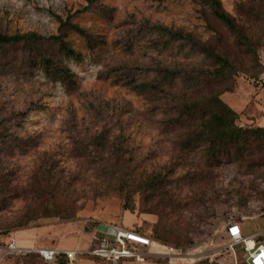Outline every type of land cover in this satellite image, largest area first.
Returning <instances> with one entry per match:
<instances>
[{"label": "rangeland", "instance_id": "1", "mask_svg": "<svg viewBox=\"0 0 264 264\" xmlns=\"http://www.w3.org/2000/svg\"><path fill=\"white\" fill-rule=\"evenodd\" d=\"M220 1L227 12L236 15L234 3L238 0ZM97 2L110 9L109 16L88 5V0H0V27L50 34L56 32L58 24L53 14L63 18L71 14L73 21L102 35L103 40L90 51L79 36H69L83 55L79 62H67L74 74V83L69 87L37 72L27 77L0 76V117L10 118L11 113L27 111L20 127L15 126L17 116L8 118L6 123L20 136L33 134L37 138L36 144H29L26 150L15 149L10 153L9 148L0 146V174L12 184L24 185L16 190L17 197L0 208V215L16 216L26 207L39 208V201L30 187L32 183L46 185L38 168L45 164L46 156L55 160L61 179L59 187L54 177L50 179L51 187L57 189L59 201L66 199L73 215L68 219L38 218L9 236L15 237L16 244L21 246L84 248L92 246L105 233H111L109 224L134 226L147 232L159 221V215L165 214V222L175 230L169 237L172 240L179 237L178 241L184 243L179 248L168 246L174 255L153 256L152 259H185L192 264L238 263L243 258V248L231 245L227 225L237 223L243 236L264 229L263 180L238 171L234 164L222 163L211 168L201 181L195 180L189 186L187 180L175 181L187 170L188 164L184 162L167 178L168 191L163 197V204L167 202V205H153L157 198L145 200V193L138 191L132 195L135 209L131 213L123 209V200L115 190L114 181L102 173L97 160L92 161L84 153L89 145L79 147L81 142H87L91 133L107 126L111 135L126 137L136 172L160 170L176 160L177 150L173 148L170 135L156 126L153 117L143 114L147 108L143 96L104 79L102 73L105 63L109 65L115 56L124 54L117 39L132 19L146 18L181 27L201 37L211 35L197 3L195 0ZM86 5L88 10H83ZM257 51L262 64L258 78L253 80L238 73L234 76L232 90L220 94V98L238 113V125H264V43L258 44ZM149 53L151 56L140 57L143 64L149 65L160 57L170 58L173 51L152 49ZM119 105L123 106L121 112L117 108ZM199 188H204L206 193L202 201ZM167 198L177 203L171 205ZM138 248L146 256V251L158 253L166 247L156 242L149 248ZM92 259L78 258L72 263L95 264ZM2 264L53 263L44 262L35 255H23L7 257ZM122 264L129 263L123 261Z\"/></svg>", "mask_w": 264, "mask_h": 264}, {"label": "trees", "instance_id": "2", "mask_svg": "<svg viewBox=\"0 0 264 264\" xmlns=\"http://www.w3.org/2000/svg\"><path fill=\"white\" fill-rule=\"evenodd\" d=\"M195 2L211 35L201 37L181 27L146 18L132 19L117 39L124 54L115 56L109 65L105 63L102 73L104 79L143 96L147 101L143 114L153 117L156 126L170 135L173 148L177 150V161L172 160L160 170L136 172L126 137L111 135L107 126L91 133L86 143L79 144V147L89 145L84 153L92 161L97 160L102 173L114 181L115 190L123 200V209L131 213L135 209L132 195L138 191L145 193V200L157 198L153 205H167V202L163 204L168 191L167 178L184 162L188 164L187 170L175 181L187 180L189 186L195 180L201 181L211 168L222 163L234 164L238 171L264 181V125H238V113L220 98L223 91L232 90L236 74L244 73L256 80L262 72L257 48L264 43V0L236 1V15L227 12L220 0ZM88 5L110 15V9L97 0H88ZM83 10H88V6ZM53 15L58 23L55 33L0 27V76L27 77L37 72L65 87L74 83V74L67 62H79L83 55L69 36H79L85 48L91 51L103 43L102 35L73 21L71 14L64 18ZM152 49L157 52L172 50L173 53L170 58L160 57L149 65L143 64L140 57L151 56ZM122 107L117 106L119 112ZM25 114L27 111L10 114L12 119L17 116L15 126H21ZM8 118L0 117L1 147L9 148L7 151L11 153L36 144L33 134L14 133L6 123ZM54 161L46 156L45 164L38 167L46 185L32 183L30 187L39 201V208L26 207L16 216L0 215V243H4L12 231L28 227L38 218L68 219L73 216L66 199L59 201L57 189L51 187L53 177L57 187L61 181ZM135 180L138 181L135 183ZM23 186L12 184L0 174V208L17 197L16 190ZM198 192L202 201L206 194L204 188H199ZM166 201L171 205L177 203L170 198ZM159 217L147 232L134 226L131 229L165 246L179 248L184 242L178 241L179 237L173 240L169 237L175 230L165 222L167 215ZM254 240L264 244V229L257 232ZM29 254L35 253L18 255ZM10 256L13 254L6 258ZM51 262L66 264L67 260L64 255H58ZM236 264H245L244 255Z\"/></svg>", "mask_w": 264, "mask_h": 264}, {"label": "built area", "instance_id": "3", "mask_svg": "<svg viewBox=\"0 0 264 264\" xmlns=\"http://www.w3.org/2000/svg\"><path fill=\"white\" fill-rule=\"evenodd\" d=\"M109 227L111 233H105L87 248L24 247L17 245L14 238L8 237L4 243H0V259L8 254L28 253H35L47 262L58 255H64L68 262L82 257H98L111 262L123 258L142 260L145 257L138 247L145 249L150 245L151 239L147 235L122 225L109 224ZM226 232L231 245L238 244L243 248L245 264H264V244L254 240L257 232L243 236L235 222L227 225Z\"/></svg>", "mask_w": 264, "mask_h": 264}, {"label": "crops", "instance_id": "4", "mask_svg": "<svg viewBox=\"0 0 264 264\" xmlns=\"http://www.w3.org/2000/svg\"><path fill=\"white\" fill-rule=\"evenodd\" d=\"M10 237V236H9ZM12 238H14L15 240V243H16V239L15 237L11 236ZM153 243H156L155 241L151 240V244ZM160 244V243H159ZM149 245V246H150ZM162 246L166 247L164 248V251H161V252H158V253H148L146 251V256L142 259V260H136V259H133V258H123L117 262H111V261H108V260H105V259H101V258H98L99 260H102L103 262L107 263V264H122L123 261H126L128 262L129 264H192L190 263L189 261L185 260V259H161L160 260H155V259H152L151 257L153 256H163V257H169L171 255H174L173 251H171V247H168V246H165L163 244H161ZM21 246V245H20ZM148 246V248H149ZM24 247H30V246H24ZM57 248V247H56ZM84 248H87L84 246ZM147 248V247H146ZM64 249V248H62ZM148 250V249H147ZM173 250V249H172ZM172 252V253H171ZM29 255H35L37 257H39L37 254H29ZM13 256H19L18 254H13ZM148 256V257H147ZM22 257V256H21ZM40 258V257H39ZM82 258H86V257H82ZM90 258H93V257H90ZM4 259H6V256H3L1 259H0V264L3 263ZM41 260H43L42 258H40ZM96 260V259H92V261L95 263V264H100V261L99 260ZM44 261V260H43ZM75 261V260H74ZM44 262H47V261H44ZM51 262V261H49ZM53 264H58L56 262H52ZM74 263V262H73ZM72 262H66V264H73ZM103 264V263H101Z\"/></svg>", "mask_w": 264, "mask_h": 264}]
</instances>
